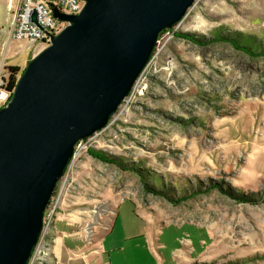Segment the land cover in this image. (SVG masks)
<instances>
[{
    "label": "rangeland",
    "instance_id": "1",
    "mask_svg": "<svg viewBox=\"0 0 264 264\" xmlns=\"http://www.w3.org/2000/svg\"><path fill=\"white\" fill-rule=\"evenodd\" d=\"M59 197L87 236L121 204L113 237L143 239L134 200L161 226L162 264L178 237L184 264H264V0H194L162 30L106 126L76 143L49 208Z\"/></svg>",
    "mask_w": 264,
    "mask_h": 264
},
{
    "label": "water",
    "instance_id": "2",
    "mask_svg": "<svg viewBox=\"0 0 264 264\" xmlns=\"http://www.w3.org/2000/svg\"><path fill=\"white\" fill-rule=\"evenodd\" d=\"M194 0H84L26 62L0 106V264H27L74 147L106 126L159 33ZM35 21V14H32Z\"/></svg>",
    "mask_w": 264,
    "mask_h": 264
},
{
    "label": "crops",
    "instance_id": "3",
    "mask_svg": "<svg viewBox=\"0 0 264 264\" xmlns=\"http://www.w3.org/2000/svg\"><path fill=\"white\" fill-rule=\"evenodd\" d=\"M18 3L19 0H0V71L5 76L6 67L9 65H16L21 71L39 47L37 41L10 37L11 21ZM131 201L136 207L135 213L141 219L147 218L148 225L145 226L143 239H140L139 232L126 234L122 238L119 234L116 235L118 237H113L121 204L117 206L118 211H115L112 223L106 231L96 237L97 229H94L92 237L87 236L77 220V215L67 211L59 197L48 231V236L53 239L51 264H104L106 253L112 254L110 262L113 261L114 264H142L144 260H148L145 264H162L160 249L165 245L159 241L162 235L161 226L154 219L148 218L147 213L140 212L135 201ZM170 256L171 264H184L183 258L187 256V252L183 250L180 237L177 245L171 248Z\"/></svg>",
    "mask_w": 264,
    "mask_h": 264
},
{
    "label": "built area",
    "instance_id": "4",
    "mask_svg": "<svg viewBox=\"0 0 264 264\" xmlns=\"http://www.w3.org/2000/svg\"><path fill=\"white\" fill-rule=\"evenodd\" d=\"M83 3L84 0H19L11 21L10 37L37 41L44 46L49 42L50 35L57 33L66 24L65 20L53 15V9L63 13H77ZM32 14H35V21L32 20ZM6 77L0 73V92L3 93L0 106L5 104L11 94V90L5 86ZM49 204L44 212L42 230L27 264H51L53 239L48 236V231L55 206L49 208Z\"/></svg>",
    "mask_w": 264,
    "mask_h": 264
},
{
    "label": "trees",
    "instance_id": "5",
    "mask_svg": "<svg viewBox=\"0 0 264 264\" xmlns=\"http://www.w3.org/2000/svg\"><path fill=\"white\" fill-rule=\"evenodd\" d=\"M183 34L187 35L186 33H183ZM6 68H7V77H6V85L5 86L7 89L11 90L14 86L15 80L17 78L18 73L20 72V69L16 65H9ZM88 150L93 156L98 157L104 161L119 163V161L115 157L108 156L100 150L90 149V148ZM147 189H149L150 191L160 193L159 190H154L153 188H152L153 189L152 190L151 186H147ZM169 199L174 201V202L178 201L177 199H173V198H169Z\"/></svg>",
    "mask_w": 264,
    "mask_h": 264
},
{
    "label": "bare ground",
    "instance_id": "6",
    "mask_svg": "<svg viewBox=\"0 0 264 264\" xmlns=\"http://www.w3.org/2000/svg\"><path fill=\"white\" fill-rule=\"evenodd\" d=\"M49 203H50V201H49Z\"/></svg>",
    "mask_w": 264,
    "mask_h": 264
}]
</instances>
